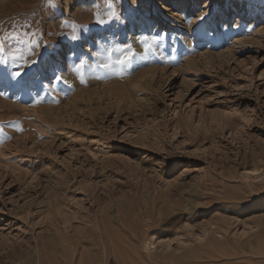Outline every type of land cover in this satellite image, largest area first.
<instances>
[{
  "label": "rangeland",
  "instance_id": "obj_1",
  "mask_svg": "<svg viewBox=\"0 0 264 264\" xmlns=\"http://www.w3.org/2000/svg\"><path fill=\"white\" fill-rule=\"evenodd\" d=\"M262 172L264 0H0V264L59 262L57 210L76 256L106 216L134 264H264Z\"/></svg>",
  "mask_w": 264,
  "mask_h": 264
},
{
  "label": "bare ground",
  "instance_id": "obj_2",
  "mask_svg": "<svg viewBox=\"0 0 264 264\" xmlns=\"http://www.w3.org/2000/svg\"><path fill=\"white\" fill-rule=\"evenodd\" d=\"M196 18L197 17L192 18L193 22L197 21ZM202 29L203 28L201 26H197V27H195V29L193 31H197V32L200 31L201 32ZM201 34H205V33H201ZM39 82H40L39 78H36V80L34 81L35 85L38 84ZM257 171H258V168L254 167L252 170H250L246 173V176L253 180V179L257 178L258 176H260L258 174L259 172L257 173ZM262 173H264V172H262ZM152 208H154V206ZM54 212H56V215H54V213L52 214L53 220L56 221V219L58 218L56 223L58 222V224H59V226L55 227L54 230H55V232H57L61 236L60 239L62 241V246H63V249L65 250V254L61 255L59 262H57V257H54V255L52 254V252L56 249L54 243H52L51 241H48V242L46 241V243H41L40 246H36V250H35L34 255L25 259L24 261H21L20 264H109V263H116V264H132L133 263L134 264L135 263V262H133V260H131L130 257L136 258V257H138L139 253L137 251H134V252H132V255L130 254V257H128V254L126 253L127 251L126 252L124 251L125 246H123L124 241L121 239L122 237L121 238L117 237V236L115 237L114 236L115 231H112L111 229L108 228V225L110 226V223L114 220H112L106 216H101L98 219L95 218L94 220L90 221L92 223L94 236L90 239L81 240V242L79 241L80 244L82 245V248L80 251L78 250L79 251L78 256H76L75 255L77 252L76 240L78 241V239L75 240L73 238L74 234L70 233L69 228L71 225L68 222V219L66 218V216H64L59 210L54 211ZM131 213L136 214L137 219L142 220L144 225L152 224V218L150 216L151 210L148 206H145L144 210H142V211L138 210V208H137L135 210V212H131ZM117 216H118V219L120 221H122L121 223L124 224V222H123L124 217L121 216L120 214H118ZM53 220H52V224H53ZM87 222H89V221H87ZM133 235H134V233L132 234V236ZM78 238H80V237H78ZM141 243H142L144 248H145V246L147 247L146 248L147 250L151 248V246H149V244L151 242L149 241L148 238H143ZM152 244H153V242H152ZM205 253H208V252H205ZM74 256L77 257V259ZM207 256L205 254H202L201 258L207 257ZM190 258H192V257L187 256L186 257L187 260H184V259H181L178 257L162 256L159 260H156L155 263L150 261L149 263H146V264H193L195 262L194 260L197 258H200V257L198 256L197 258H192L191 260H190ZM138 264H140V263L138 262Z\"/></svg>",
  "mask_w": 264,
  "mask_h": 264
},
{
  "label": "snow or ice",
  "instance_id": "obj_3",
  "mask_svg": "<svg viewBox=\"0 0 264 264\" xmlns=\"http://www.w3.org/2000/svg\"><path fill=\"white\" fill-rule=\"evenodd\" d=\"M113 15H116V13L114 12ZM111 18V17H110ZM199 20H203L204 17H198ZM117 51H123V55H121L118 59L112 60L111 58V54H109L108 57V62L107 63H100L98 65V68L101 70H106V71H111L112 70V66L114 65H119V66H123L126 64H130L132 58L136 55V53H134L131 50V46H125L124 49H116ZM145 51H147V48L145 49ZM141 59H146V56H142L140 57ZM83 61H81V64H77L76 68L77 71L80 70V68L82 67ZM17 75H20L19 72H17ZM81 79V83H84V79H83V75H81L80 77Z\"/></svg>",
  "mask_w": 264,
  "mask_h": 264
}]
</instances>
